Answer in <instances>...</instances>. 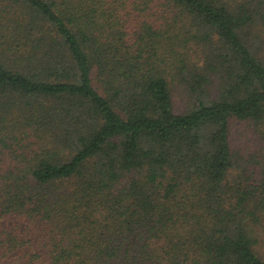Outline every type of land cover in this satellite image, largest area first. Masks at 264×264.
I'll list each match as a JSON object with an SVG mask.
<instances>
[{"label":"trees","instance_id":"obj_1","mask_svg":"<svg viewBox=\"0 0 264 264\" xmlns=\"http://www.w3.org/2000/svg\"><path fill=\"white\" fill-rule=\"evenodd\" d=\"M0 264H264V0H0Z\"/></svg>","mask_w":264,"mask_h":264},{"label":"rangeland","instance_id":"obj_2","mask_svg":"<svg viewBox=\"0 0 264 264\" xmlns=\"http://www.w3.org/2000/svg\"><path fill=\"white\" fill-rule=\"evenodd\" d=\"M238 128H241L240 125L238 126ZM242 131H239V133L236 135V137H238V141L239 143H242L246 141L247 137H246V131L244 129H239Z\"/></svg>","mask_w":264,"mask_h":264}]
</instances>
